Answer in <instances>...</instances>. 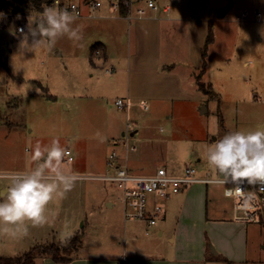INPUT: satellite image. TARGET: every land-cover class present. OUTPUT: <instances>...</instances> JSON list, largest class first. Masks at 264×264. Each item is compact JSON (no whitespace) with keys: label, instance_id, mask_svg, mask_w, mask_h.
<instances>
[{"label":"rangeland","instance_id":"1","mask_svg":"<svg viewBox=\"0 0 264 264\" xmlns=\"http://www.w3.org/2000/svg\"><path fill=\"white\" fill-rule=\"evenodd\" d=\"M10 1L16 10L0 12L10 13L5 20H0L4 25L0 27V197L1 188L8 189L13 180L1 175L36 168L38 164L31 160L26 150L30 151L37 144L50 146L54 139L70 151L73 161L67 163L66 156L63 167L76 180L65 199L58 204L53 201L48 206L50 219L47 224L42 227L29 224L28 235L15 239L0 234V257L21 256L35 246L48 244L60 245V256L65 259L76 253L97 258L129 253L166 254L174 247L167 237L177 228L181 207L178 199L171 198L168 203L172 209L167 213L166 232L157 237L154 234L157 224L147 228L143 222L124 221L123 208L115 199L117 190L106 181L91 176L107 173L108 155L116 150L122 156L127 152V167L133 175H149L160 166L169 175H175L186 165H191L199 175L209 170L208 176L217 178L216 170L207 161L204 146H212L214 138L219 140L231 131L264 128L263 0H155L157 14H161L166 5L176 6L188 15L193 10L208 13L210 9L230 5L224 19L234 37H231L232 50L228 51V60L219 57V47L225 45V36L220 35L218 45L211 51L207 72L197 84L200 98L181 101L149 98L145 101L147 110L141 107L140 100L130 98L126 93L130 41L129 47L122 44L120 35L126 32L128 21L99 20L103 24L109 22L108 26H103V32L109 43L114 44L112 58L117 59L116 62L109 59L101 64L95 59L93 66L89 60L90 47L84 43L87 27L83 24L98 21L96 19H76L73 27L79 29V41L65 35L51 50L36 47L21 55L18 39L9 33L17 24L41 12L28 0ZM63 1L75 2L80 8L87 9L84 0ZM135 2L139 7L147 8L145 1ZM243 12H247L246 20L236 21ZM218 15L214 10L210 17ZM259 16L260 20L256 22L255 18ZM208 28V25L203 28L205 36ZM178 32L179 36L175 34L173 39L177 57L185 44L184 30ZM167 40L163 34L160 42L164 51ZM111 67L114 69L112 75H106L105 68ZM119 98L131 102L128 110L115 106V100ZM202 107L206 109L204 113L200 112ZM128 122L130 130L137 132L128 135L126 145L120 132L127 129ZM198 186L193 184L187 193L198 188L204 193V186ZM224 186L209 183V214L216 208H230L225 212L229 217L232 214V201L223 195ZM107 201L114 202L111 209L107 208ZM184 207L182 221L188 220L191 213L189 205ZM54 208L57 213H53ZM77 208L81 220L75 226L80 232L84 231L81 239L84 245L75 252L79 243L68 244L66 240L74 232L66 233L61 229L66 223L64 217ZM164 208L163 204V211ZM83 219L86 223L82 229ZM159 219L161 223L162 219ZM246 226L248 257L243 264H264V223ZM207 242L209 247L211 242ZM208 259L212 256L208 255Z\"/></svg>","mask_w":264,"mask_h":264},{"label":"crops","instance_id":"2","mask_svg":"<svg viewBox=\"0 0 264 264\" xmlns=\"http://www.w3.org/2000/svg\"><path fill=\"white\" fill-rule=\"evenodd\" d=\"M101 1L102 6L94 14H91L89 5L84 2V7L87 9L81 8L82 15L77 18V20L81 18L98 20L83 24V26L87 27L85 28L87 30V37L84 43L90 47L88 57L93 66H95V59L101 64L102 62L106 63L109 59H112L114 62L118 61L112 58V55L115 53L114 44L109 43L103 32V26L105 24L108 26L109 22L103 24V21L100 22L99 20L128 21L125 29L126 32L121 33L120 39L121 43L127 44L128 47L130 41L126 69L128 76L126 93H128L130 98L138 99L140 102H145L149 98L171 101L200 98L198 96L200 87L197 86L196 78H199V81H201L202 76L207 72L210 53L218 45L220 35L225 36V43L223 41L225 45L219 47V51L221 52L219 57L228 60V51L232 50L230 41L231 37H234V33L229 31L230 27L226 24L224 16L229 10L230 5L229 7L227 5L226 7L220 6L218 9H210L211 11L208 13L193 10L190 11V15L186 14L183 10L181 11L176 6L166 5L169 6L168 11H165L166 6L163 7L161 14H157L158 9L156 11L146 9V13L138 17L135 14V8L139 7V5L135 2L130 11L132 18L128 20L126 18V11L122 12L120 10L115 12L112 10L109 0ZM224 8H227V10L224 11L223 15L219 14L211 19L210 15L214 13V10L220 11ZM169 12L172 13L164 15ZM260 17L255 18V21L258 22ZM184 22L185 26H183ZM209 23L212 25L213 41L208 46L206 65L203 69L202 48L206 39L205 29L203 30V28L209 25ZM178 30H184L185 42L179 57L176 55L178 51H175L176 45L173 42L174 35L179 36ZM163 34L168 38L167 49L165 51L164 47L162 49L160 42ZM58 53L61 54V52ZM111 69V73L108 74L105 70L104 73L111 76L114 71L112 67ZM137 125L135 126L137 127ZM136 132V129L130 130L128 135H134ZM120 135L126 136V130H121ZM214 141H217V139L214 138ZM133 151L135 152V149ZM120 155L122 156V153ZM122 159L119 161L127 166V154L126 158ZM20 172L14 171L4 174ZM196 185H199L198 187L204 186V193L199 188L187 193L193 187L191 185L171 197L174 200L178 199L177 201L180 202L181 207L179 208V218L176 223L177 228L167 237L170 242L174 243V247L166 251V254L165 252H154L145 256L129 253L127 255L121 254L120 257H111L109 255L110 257L97 258L90 257L89 255L80 256L76 253L72 255L71 261L67 263L55 262L50 257L37 256L34 264H219L220 262L223 264H243L248 257L247 226L234 222L232 214L230 217L226 214L227 212L225 211H230V208H220V210L216 208L215 212L213 210L209 214L208 201L210 199L207 192L209 184L198 183ZM5 190L1 188L2 196ZM171 198L164 203L165 208L162 222H158L155 226L154 234L157 237L163 236L166 232L167 223L165 221L167 213H171L172 206L171 204L168 205L172 200ZM113 205L114 202L112 201L106 202V206L109 209ZM187 205L191 209L190 218L182 221L184 206ZM77 211L78 208L72 209L67 214L68 216L64 217L66 223L63 224L61 230L66 231V233L70 230L74 232L73 235L80 233L82 239L84 231L80 232V229L77 230L75 226L81 220ZM55 212L57 213L58 211L54 208L53 213ZM84 223L86 222L83 219L82 229ZM53 240H56V238H53ZM207 240L211 242L209 247ZM56 241L62 242L59 239ZM83 245V241L80 240L75 252L82 248ZM160 250L164 251L163 249ZM208 255H211L212 259H208Z\"/></svg>","mask_w":264,"mask_h":264},{"label":"clouds","instance_id":"3","mask_svg":"<svg viewBox=\"0 0 264 264\" xmlns=\"http://www.w3.org/2000/svg\"><path fill=\"white\" fill-rule=\"evenodd\" d=\"M77 18L75 5L70 13L60 7V0H53V5L45 6L38 16L28 17L24 27L14 28L9 34L18 39L21 55L36 47L51 50L65 35L75 41L81 39L79 29L73 27ZM5 19L6 14L0 13V20ZM204 147L208 163L217 172L218 183L264 184V128L231 131L212 146ZM26 154L38 166L18 174L0 197V234L13 239L27 236L29 224H47L48 206L65 199L76 180L63 167L68 153L58 139L50 146L37 144Z\"/></svg>","mask_w":264,"mask_h":264},{"label":"built area","instance_id":"4","mask_svg":"<svg viewBox=\"0 0 264 264\" xmlns=\"http://www.w3.org/2000/svg\"><path fill=\"white\" fill-rule=\"evenodd\" d=\"M113 11H120V0H109ZM135 1H145L147 8L156 11L158 9L154 0H123L122 4L125 7L126 18H132L130 11L133 8ZM85 4L89 5L91 14H94L101 6V0H87ZM53 5V1L51 3ZM73 5L78 13V17L82 15V9L77 3L65 2L60 0V7L67 8L71 13ZM146 9L142 7L135 8V14L138 17L146 13ZM169 10V6L165 7V11ZM6 17L10 13H5ZM247 12H243L236 18V21L242 22ZM27 21L16 25V28L24 27ZM0 27L4 25L0 24ZM112 69L107 68L106 73H111ZM131 102L128 99H116L115 106L120 110H128ZM141 107L147 110L146 102H140ZM126 136L124 142L127 145V135L130 131L131 124H126ZM134 148L132 147L131 150ZM127 151V148H126ZM66 162L73 161L70 151ZM126 154L121 156L116 150H112L108 155L106 165L107 173L101 176H91L93 179L106 181L117 190L115 197L123 208L124 221L143 222L148 228L155 226L159 218H163V204L173 195L183 191L185 188L193 184H209L217 183L216 178H210L209 170L203 175H199L197 169L191 165H186L180 174L169 175L163 166H160L149 175H133L128 167L122 164L119 160L125 159ZM22 173V172H20ZM3 174L1 176L14 179L18 174ZM205 175V176H204ZM223 195L232 201V220L244 225L248 223H264V184H248L246 181L233 184H224ZM239 189V190H237ZM8 189L4 191L3 196ZM148 234V231H146Z\"/></svg>","mask_w":264,"mask_h":264},{"label":"trees","instance_id":"5","mask_svg":"<svg viewBox=\"0 0 264 264\" xmlns=\"http://www.w3.org/2000/svg\"><path fill=\"white\" fill-rule=\"evenodd\" d=\"M53 0H28L30 5L35 9L38 10L39 12H42L44 5H49L52 3ZM87 0H84V2ZM123 0H120V10L122 12H125V7L122 4ZM16 10L14 8L13 4L11 3L10 0H0V12L5 11L8 12L9 10ZM208 34L206 36L204 46L202 48V59H203V69L206 65V54H207V49L210 43L213 41V31H212V25L209 23L208 25ZM203 71V70H202ZM201 71V72H202ZM199 77V75H198ZM197 83H199V78H196ZM40 86V84H39ZM42 88V86H40ZM44 89V88H42ZM47 89H45L46 91ZM81 240V234H75L68 238L67 243L71 244H78L80 243ZM60 245L59 246H53V244H48L47 246H35L31 248L28 252L21 256H14V257H0V264H34V260L37 256H43V257H50L53 261L55 262H60V263H67L71 261L70 258L65 259L60 256L59 253ZM76 249V248H75Z\"/></svg>","mask_w":264,"mask_h":264},{"label":"water","instance_id":"6","mask_svg":"<svg viewBox=\"0 0 264 264\" xmlns=\"http://www.w3.org/2000/svg\"><path fill=\"white\" fill-rule=\"evenodd\" d=\"M227 7H229V6H227ZM227 10V8H224V9H222V10H220V11H218V13L220 14V15H223L224 14V11H226ZM205 108L204 107H202V109H201V113H204L205 112ZM211 250H213L212 248H211ZM213 253H215L214 251H212Z\"/></svg>","mask_w":264,"mask_h":264},{"label":"bare ground","instance_id":"7","mask_svg":"<svg viewBox=\"0 0 264 264\" xmlns=\"http://www.w3.org/2000/svg\"><path fill=\"white\" fill-rule=\"evenodd\" d=\"M125 134V133H124ZM127 147V146H126ZM135 149V148H134ZM128 151H130V150H128ZM160 220V219H159ZM148 228V227H147ZM147 231V230H146ZM147 235V234H146Z\"/></svg>","mask_w":264,"mask_h":264}]
</instances>
